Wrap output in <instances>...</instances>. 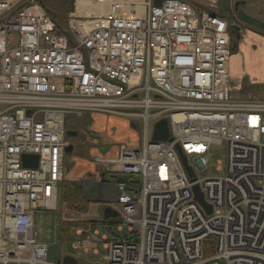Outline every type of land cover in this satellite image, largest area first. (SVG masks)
Wrapping results in <instances>:
<instances>
[{"label":"built area","instance_id":"obj_1","mask_svg":"<svg viewBox=\"0 0 264 264\" xmlns=\"http://www.w3.org/2000/svg\"><path fill=\"white\" fill-rule=\"evenodd\" d=\"M153 1L73 0L60 26L42 0H0V264H57L33 213L56 207L65 115L93 111L143 122L140 147L94 157L124 178L111 207L128 232L106 264H264V99L231 94V19L215 0ZM162 118L171 140L151 138ZM222 143L225 175L197 178Z\"/></svg>","mask_w":264,"mask_h":264},{"label":"rangeland","instance_id":"obj_2","mask_svg":"<svg viewBox=\"0 0 264 264\" xmlns=\"http://www.w3.org/2000/svg\"><path fill=\"white\" fill-rule=\"evenodd\" d=\"M49 10L55 15L56 21L60 26H65L67 21L66 12L69 8V0H42ZM214 10L224 14H228L229 10H232L234 16L240 17L247 23V29L250 32L255 33L256 28L264 30V0H216ZM199 2L210 4L213 0H207L205 2L199 0ZM13 38L15 35L12 36ZM254 47L258 48L259 44H254L251 41L244 47L238 45L236 55L239 59L233 62L236 69V78L246 77L249 84L260 82L264 78V66L262 62L258 61L255 57V53L252 52ZM231 75L232 88H235L237 79H233ZM88 115L91 116V120L94 126L89 127L90 120ZM66 126L71 127L77 131V135L73 143V151L65 155L67 158L65 175L70 171L71 167L76 164H81L82 172L87 170L86 166H93L96 168L109 167L107 164H101L94 161L95 156L101 158L107 157L111 154H105L104 150L109 148L113 151L120 144H127V146L140 147L144 141L143 138V122L140 117H127L122 115H114L103 112H88L83 116H76L75 114L69 113L65 115ZM152 122V119H151ZM135 126L132 127L131 124ZM94 135L95 138H91ZM89 137V138H88ZM69 141V145L71 144ZM131 143V144H130ZM130 144V145H129ZM104 146V147H103ZM99 149L100 152L95 151ZM117 154V153H116ZM73 161V162H72ZM95 164V165H94ZM195 176L197 178L204 177H222L226 172V144L220 145L213 144L210 147L208 153V165L201 170L196 169L193 166ZM86 175V174H85ZM70 177V174H68ZM70 178L66 177V180ZM107 195L112 198L114 195V189L110 186L106 189ZM90 204V203H89ZM89 211V210H88ZM77 216V215H73ZM88 219H92L93 228L97 230V237L100 238L102 234H105L108 238L113 235H124L128 232L126 227L119 230L118 223L100 222V212L90 211L86 215H83ZM34 217V230L36 232V241L45 243L49 247V259H57L62 257L64 253L74 255L79 261L91 264H103L102 256L106 252L99 245L100 252L96 254H86L81 250L73 247V239L79 238L75 234V229L70 230V237L72 240L60 242L58 240V226L60 222L59 204L56 210L53 209H37L33 213ZM205 256H210L213 250L212 243L207 245ZM208 248V252H207Z\"/></svg>","mask_w":264,"mask_h":264},{"label":"crops","instance_id":"obj_3","mask_svg":"<svg viewBox=\"0 0 264 264\" xmlns=\"http://www.w3.org/2000/svg\"><path fill=\"white\" fill-rule=\"evenodd\" d=\"M205 5H208V4H205ZM68 10L69 8L67 9V11ZM229 13L230 15L233 16L236 24L239 26L238 38H236L235 36L234 39H231L232 49H231V55H230V61H229L230 78H231V75H233V77L237 79V82L239 83L236 84L235 88H232L233 82H231V86H230L231 94L233 97L240 98V99H256V98L264 99V78L260 82L249 84L250 81L248 83V79L245 76L242 77L241 74L239 75L240 78H236L234 76V74H236V69L233 64V62H235L236 59L238 60L240 57V56L239 57L236 56L238 54L236 50L238 45H240V47H244L247 43L251 41L254 44H259V47L258 48L254 47V50H252V52L255 53V57L258 59V61L262 62V65L264 66V30L256 28V30H254L255 33H252L250 32V30L247 29L248 24L245 23L242 18L240 17L236 18L232 10H229ZM232 36L233 34H231V37ZM88 117L90 120L89 127L92 128L94 126V123L91 120V116L88 115ZM131 126L134 127L135 125L132 123ZM73 131L75 132V135H72V140H74L75 139L74 136L77 135V131L75 130ZM88 136H92V135H88ZM91 138H95L94 135L90 137L89 139ZM72 151H73V148L71 152ZM71 152H69L68 154H70ZM96 152H100V150L97 149L95 153ZM104 153L108 155L112 153V156L109 155L107 157H114L117 153V147L113 151L107 148L104 150ZM66 161H67V158L65 157L64 178L58 184L56 208L53 209V210H56L59 204V212H60L61 219H60L59 226H58V240L62 243L67 240H72V237H70V230L74 227L76 228L74 230L75 234L79 236V238L73 239V242H72L73 247L78 250H81L82 252L86 254H96L97 255L100 252L99 245L101 246L103 250L106 251L104 241L109 239L110 237L108 238L105 234H102L100 237L102 238V242H98L92 251L90 250L84 251L83 249L78 248V246L76 245V241L81 240V239L83 240L86 237V233L88 231L94 232L98 235L97 230L93 228L94 221L92 219H88L87 217H84L83 215H86L90 211L92 212L98 211L100 212V215H101L100 218H98L100 219V222L117 223L115 220L117 215L116 216L109 215L108 217H105L104 210L106 207H109L112 210H114L111 207V204H113L114 198L116 196L115 183L119 180H124V179L123 178L119 179L118 175L113 173L109 167L96 168L90 165V166H86L87 170L82 172L81 171L82 166L81 164H78L77 161H76V164H74L71 167L70 171H68V173L65 175V168L67 169ZM68 174H70V177L68 176ZM66 177L70 178V180L68 179V181H72L80 188V192H81L80 197H79L80 209L70 210V209H67L65 205L63 206L61 203V200H60L61 184L64 180H66ZM110 186L114 189V195L112 196V198L108 196L106 192L107 187H110ZM73 215H77V216H73ZM62 224H65L66 226L67 236L64 239H60V227L62 226ZM118 229L122 230L120 228ZM48 250H49V247H48ZM48 256H49V251H48ZM64 256L75 257L72 254L64 253L62 257L57 258V259L51 258L50 260L55 261L56 263H57V260H59L60 262L57 264H62V259ZM103 256H102V262L103 264H106V261L103 259ZM75 259L77 261L76 264H91V263L81 262L76 257Z\"/></svg>","mask_w":264,"mask_h":264},{"label":"water","instance_id":"obj_4","mask_svg":"<svg viewBox=\"0 0 264 264\" xmlns=\"http://www.w3.org/2000/svg\"><path fill=\"white\" fill-rule=\"evenodd\" d=\"M160 1L161 0H154V4L158 5L160 3ZM70 7L72 8V0H70ZM230 19H231L230 33L233 34L231 39H234L235 36H236V38H238L239 26L236 24L235 19L233 18L232 15L230 16ZM27 113H29V112H27ZM67 135H75V132L74 131H68ZM151 138L153 140H166V139L171 140V138H169V130H168V125H167V120L165 118H162L159 121L155 122V124L153 126V133L151 135ZM72 148H73V144H70V145L66 146L65 151L67 153H69V152H71ZM176 148H177V151H178V153H179V155H180V157H181V159L185 165V168L187 170L188 175L191 177L192 171H191V168L186 165L184 154L182 153L179 146H176ZM23 158H24V161H26V165H27V160L30 161L31 164H29V165H32V166L36 165V163H37V157L35 155H25ZM192 190L194 193V198L197 201H199L201 204L206 206L204 204L202 193L200 192L199 187L197 185H194L192 187ZM208 210H209V207H208ZM104 211H105V217H108L109 215H111V216L117 215V212L112 210L109 207H106ZM59 262L60 261L57 260V263H59ZM76 262L77 261H76L75 257H72V256H64L62 259V264H76Z\"/></svg>","mask_w":264,"mask_h":264},{"label":"trees","instance_id":"obj_5","mask_svg":"<svg viewBox=\"0 0 264 264\" xmlns=\"http://www.w3.org/2000/svg\"><path fill=\"white\" fill-rule=\"evenodd\" d=\"M44 6L49 13L53 14V12L49 10L45 4ZM118 178L122 179L123 177L118 175ZM80 194H81L80 188L72 181L64 180L62 182L61 190H60V200H61L62 205L63 206L65 205L67 209H70V210L80 209V206H79ZM66 236H67L66 226L65 224H62V226L60 227V239H64L66 238Z\"/></svg>","mask_w":264,"mask_h":264},{"label":"flooded vegetation","instance_id":"obj_6","mask_svg":"<svg viewBox=\"0 0 264 264\" xmlns=\"http://www.w3.org/2000/svg\"><path fill=\"white\" fill-rule=\"evenodd\" d=\"M75 137V136H74Z\"/></svg>","mask_w":264,"mask_h":264}]
</instances>
